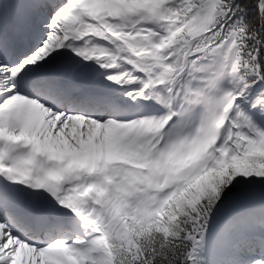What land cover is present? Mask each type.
<instances>
[{"label":"snow or ice","instance_id":"1","mask_svg":"<svg viewBox=\"0 0 264 264\" xmlns=\"http://www.w3.org/2000/svg\"><path fill=\"white\" fill-rule=\"evenodd\" d=\"M0 264H264V0H0Z\"/></svg>","mask_w":264,"mask_h":264}]
</instances>
